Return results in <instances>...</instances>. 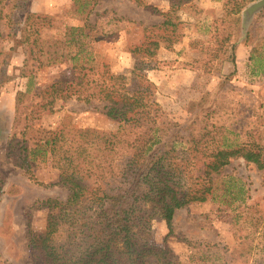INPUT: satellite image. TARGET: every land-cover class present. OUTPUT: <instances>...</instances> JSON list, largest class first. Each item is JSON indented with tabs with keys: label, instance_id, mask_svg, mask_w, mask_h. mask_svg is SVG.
<instances>
[{
	"label": "rangeland",
	"instance_id": "rangeland-1",
	"mask_svg": "<svg viewBox=\"0 0 264 264\" xmlns=\"http://www.w3.org/2000/svg\"><path fill=\"white\" fill-rule=\"evenodd\" d=\"M255 1L176 0L179 7L173 9L170 0H28L26 10L17 11L11 9L12 0L0 2V48L8 51L14 46L8 69L12 79L0 95V174L4 178L0 264H48L30 236L42 235L54 218L55 211L46 201L65 200L68 195L49 152L31 159L33 177L21 167L22 141L34 145L58 127H118L103 113L100 102L73 97L47 103L46 91L55 81L67 82L65 86L79 88L85 95L89 72L100 73L107 67L129 73L136 65L156 84L155 96L164 116L189 124L201 97L210 92L203 108L211 136L218 142L224 136L261 139L264 146V73L257 64L264 68V7L246 28L242 26L243 10ZM236 5H245L238 15L233 13ZM28 12L34 15L28 25L32 28L20 42V30L15 38L11 32ZM167 19L176 27L165 24ZM229 34L236 44V64L222 59L221 48ZM150 40L159 41L156 56L132 51ZM235 67L236 73L231 74ZM19 91L24 96L17 122ZM15 132L20 144L16 155L9 156L7 142ZM195 174L198 184L176 211L172 232L164 219L154 218L143 239L168 247L173 264H264V171L236 158L215 179L216 198L208 193L205 200L201 198L211 183L203 167H197ZM233 180L244 191L230 201L224 188Z\"/></svg>",
	"mask_w": 264,
	"mask_h": 264
},
{
	"label": "trees",
	"instance_id": "trees-1",
	"mask_svg": "<svg viewBox=\"0 0 264 264\" xmlns=\"http://www.w3.org/2000/svg\"><path fill=\"white\" fill-rule=\"evenodd\" d=\"M12 1V11L26 10L28 0ZM170 3L173 9L179 7L176 0ZM244 6L236 5L233 13L238 15ZM226 14L230 15L231 10ZM33 16L28 12L24 21L18 20L13 25L16 27L11 32L12 38L17 36L18 29L21 33L18 41L26 39ZM164 23L175 25L170 19ZM21 24L26 26L19 27ZM249 35L248 30L246 41ZM13 49L14 46L8 51L0 48V95L3 86L12 79L8 69ZM158 49L159 41L150 40L132 51L152 58ZM221 49L223 61L236 64L232 34L225 37ZM230 52L232 56L228 55ZM257 64L264 73L260 62ZM236 71L235 67L231 74ZM66 83L59 80L49 86L47 103L66 102L73 97L89 103L100 102L103 113L116 120L118 127L114 130L58 127L39 137L34 145L28 144L27 139L22 141L20 149L25 155L21 167L30 177H33L31 159L49 152L52 167L59 170L60 182L68 189L65 200L46 201L55 211L54 218L42 235L30 236L33 247L48 264H173L169 248L149 244L142 233L149 229L154 218L164 219L169 233L172 232L176 211L189 201L188 195L198 184L195 169L203 167L211 183L202 200L208 198V193H213L212 199L216 198L213 183L236 158L264 171L261 139L240 141L224 136L218 142L211 136L207 110L203 108L210 92L201 97L195 118L183 124L164 116L155 96L156 84L136 65L129 73H115L107 67L100 73L89 72V92L85 95L79 88L65 86ZM76 85L82 86V82ZM23 96L24 92L19 91L15 101L17 122L21 119ZM19 144L15 132L7 142V154L16 155ZM3 183L0 174V192ZM229 183L224 191L233 201L244 187L235 180Z\"/></svg>",
	"mask_w": 264,
	"mask_h": 264
},
{
	"label": "water",
	"instance_id": "water-1",
	"mask_svg": "<svg viewBox=\"0 0 264 264\" xmlns=\"http://www.w3.org/2000/svg\"><path fill=\"white\" fill-rule=\"evenodd\" d=\"M264 7V0H256L255 2L248 5L242 12L243 22L242 26L246 28L251 17L259 10Z\"/></svg>",
	"mask_w": 264,
	"mask_h": 264
}]
</instances>
